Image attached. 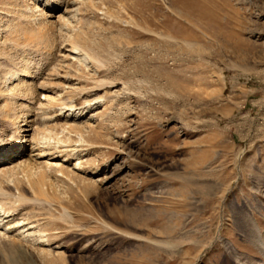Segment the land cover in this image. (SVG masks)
Masks as SVG:
<instances>
[{"label": "rangeland", "instance_id": "1", "mask_svg": "<svg viewBox=\"0 0 264 264\" xmlns=\"http://www.w3.org/2000/svg\"><path fill=\"white\" fill-rule=\"evenodd\" d=\"M35 1L0 0V135L25 117L42 156L0 211L36 233L0 235L30 264H264V0Z\"/></svg>", "mask_w": 264, "mask_h": 264}, {"label": "bare ground", "instance_id": "2", "mask_svg": "<svg viewBox=\"0 0 264 264\" xmlns=\"http://www.w3.org/2000/svg\"><path fill=\"white\" fill-rule=\"evenodd\" d=\"M43 1L45 2L44 7H47V9L50 12H52V11L54 12V9H56L57 8L56 6H58V5H56L57 4V0H52L51 2H53V3H51L50 0H47V1L43 0ZM35 2L34 3L36 4V6H35L34 9H31V13L30 14H32V15L29 16L30 20L33 21V22L39 20L40 22L43 23L44 26L51 24V22L47 20L48 16H46L45 14H42L41 10L39 9V6L41 5V2L39 0L38 1L36 0ZM38 3H40L39 6L37 5ZM198 6H200V5L196 4V3H194L193 6L190 5V7L196 9L200 13V10H202V9H201V7H198ZM198 9H200V10H198ZM201 13H202V11H201ZM55 18L57 20V17H55ZM27 79H25V77L22 78V79L17 77L16 84L13 85L11 87V89H9V95L11 94L10 97H14V98H18L19 99V97H23V96L27 97L29 95H32L34 83L32 81H30L29 79L28 80L30 82L27 81ZM10 97L7 98V100H3V102H2V107H3V110H4V116H6V117H7L9 112H11V111L13 112V110L10 109L11 107L8 104V100H10ZM40 97L41 98H39L38 100L47 101V97H45V96H40ZM32 99L33 98H30V101H27V100L24 99L23 101L25 103H20L17 106L19 108L26 109L24 107H28L29 103H30V105L33 103V101L31 102ZM20 100L22 101V99H20ZM27 103H28V105H25ZM37 106H38V108H37L38 110L39 109L42 110L47 105H46V103L45 104L38 103ZM16 116H18V115H16ZM18 121H21L22 125H20V123H18ZM18 121L15 122V124L13 123L12 125H10L11 124L10 123L9 125H10L11 128H9L8 125H7V127L4 128L5 130H3V133L0 135V172H1V174L3 173V171L5 172V170H8L10 168H12V170H14L13 167L14 168L15 167H17V168L18 167H21V168L22 167H25V168L28 167L27 166V162H28L27 161V155H26V159H23L24 157L22 156V154L25 153V152L27 153L28 150H29L28 153H33V156H34L35 159H40L42 157L41 154L38 153V151H40V149H39L40 147L38 148V145H37L38 144L37 143V139H36V137L34 135L36 133H34L33 124H31L32 121L28 122V119L27 118L25 119V117H23V119L18 120ZM24 133H25V135H24ZM40 145L41 144L39 143V146ZM29 156H30V154H29ZM49 166L57 167L58 164H56L54 161H52L49 164ZM9 172H10V170H9ZM0 214H1L0 218H2V220L0 219V230H2V229L5 230V231L3 230L2 232H7V231H12L13 230V232L11 234H9V235H12V239H14L15 241H18V242L24 241L25 242V239H26V241L28 242V238H26V236L27 237H29V236L32 237L31 235L33 234V232L36 233L35 230L34 231L32 230L33 232L31 234L30 233L31 231H28L29 229L28 230L26 229V227L30 226V224H27L26 227H25V225H22L25 228L24 227L21 228L20 227L21 222H20V225L18 223H17L18 225L17 224L13 225V223H14L13 221L12 222H4L6 219H8L7 215L9 213L7 214L6 212L1 210ZM18 226L21 228V230L18 229ZM31 228L32 227H30V229ZM24 229H26V231ZM0 236L1 237H5L4 234H2ZM1 237H0V239H1ZM6 237H5V239H7ZM12 239L10 240V238L8 237V239L6 241L7 245L5 244L7 247L11 248V249L9 248L10 251L8 252V257H7L8 260H9V263L10 264H24V262H26V263L30 264L28 260L23 261V258L20 257L22 255L20 253L21 251H19V248H18L19 252L17 251V249L15 248L17 242L15 243L14 241H12ZM12 244H14V245H12ZM17 246H18V244H17ZM5 249H6V247H5ZM20 259H21V262L19 263Z\"/></svg>", "mask_w": 264, "mask_h": 264}]
</instances>
